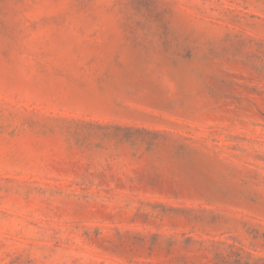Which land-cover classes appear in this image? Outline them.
<instances>
[{"label":"rangeland","instance_id":"374dc122","mask_svg":"<svg viewBox=\"0 0 264 264\" xmlns=\"http://www.w3.org/2000/svg\"><path fill=\"white\" fill-rule=\"evenodd\" d=\"M0 264H264V0H0Z\"/></svg>","mask_w":264,"mask_h":264}]
</instances>
